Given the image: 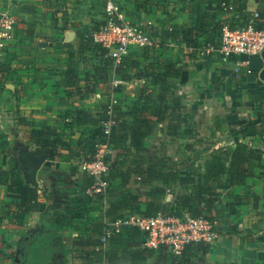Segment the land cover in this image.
Returning a JSON list of instances; mask_svg holds the SVG:
<instances>
[{"label": "crops", "instance_id": "crops-1", "mask_svg": "<svg viewBox=\"0 0 264 264\" xmlns=\"http://www.w3.org/2000/svg\"><path fill=\"white\" fill-rule=\"evenodd\" d=\"M109 1L128 22L146 25L152 44L133 46L118 63L105 54L113 61L105 80V61L92 35ZM256 11L264 17V0H0V13L17 19L0 62V264H13L23 239L43 228L68 248L50 264H264V59L251 57L252 73L245 67L237 73L244 57L206 52L220 46L225 26L246 25ZM169 63L175 70L164 74ZM163 89V103L170 106L165 113L159 104ZM112 98L119 100L117 121L131 123L136 106H147L153 119L141 147L130 140L113 146L114 167L125 172L156 161L165 173L147 182L146 173L113 172L109 194L101 198L88 192L93 179L80 163L95 151L102 124L80 121L78 113L103 122ZM154 107L162 111L160 120ZM172 110L178 117H171ZM34 126L46 130L44 143L33 137ZM238 143L254 154L245 163L249 173L232 184L231 177L241 173L229 171L228 155L226 171L212 186L213 154L233 151ZM21 146L51 155L37 175L39 207L23 214L21 188L35 185L18 161ZM185 174L196 182L181 184L178 175ZM199 182L217 195L212 208L201 210L220 223L213 245L191 243L176 256L142 245L136 229L103 238L109 219L130 210L146 214L176 207ZM73 186L68 204L57 211L50 207V197L62 199V189Z\"/></svg>", "mask_w": 264, "mask_h": 264}, {"label": "built area", "instance_id": "built-area-1", "mask_svg": "<svg viewBox=\"0 0 264 264\" xmlns=\"http://www.w3.org/2000/svg\"><path fill=\"white\" fill-rule=\"evenodd\" d=\"M258 17L259 12L256 11L247 25L225 26L220 46L216 48L210 45L206 52H218L224 57L242 56L244 58L238 61L236 72L239 73L245 67L247 73H252L251 57H263L264 52V26L257 28L255 20ZM16 26L17 19L14 16L9 12L0 13V62L1 50L14 39ZM92 39L94 44L105 49L106 55L116 63L126 57L133 46L152 44L148 27L142 23L128 22L119 6L110 1L105 5L104 20L94 30ZM122 82L115 81V84ZM118 104L117 98L110 100L106 110L107 118L102 122V138L97 143L95 151L80 163L81 170L93 179L88 192L91 195L101 194L104 198L109 194L108 177L114 166L111 160L113 144L110 135L115 124L114 113ZM219 225L217 218L205 215L192 216L161 210L155 215L147 216L128 211L105 223L103 238L109 239L120 234L124 227H137L141 233L142 245L149 248H166L173 255L180 256L191 243L213 245L220 235Z\"/></svg>", "mask_w": 264, "mask_h": 264}, {"label": "trees", "instance_id": "trees-1", "mask_svg": "<svg viewBox=\"0 0 264 264\" xmlns=\"http://www.w3.org/2000/svg\"><path fill=\"white\" fill-rule=\"evenodd\" d=\"M255 22H256L257 28L264 26V17L261 15L260 12H259V17L255 20ZM230 27H234V26L230 25ZM94 47L96 48L97 53L104 58L105 63L103 64L102 68L104 69L105 73L104 75H101V76L103 77V79L106 80L108 77V67L113 61L105 55L106 54L105 49L101 48L99 45H96V44H94ZM174 70H175V65H173L172 63H169L164 71V74H172ZM68 74L70 77L74 75V72L72 70H69ZM165 92H166V89H163V91L160 92V98H159L160 106L164 104L163 105L164 113L170 108L169 104L163 103L165 100L164 99ZM153 111L156 113L158 117L157 119L160 120L162 118V111L160 107H154ZM116 112H118V110ZM130 114L134 117V120L131 123H128L125 121H117V119H115L114 117L115 124L113 125L112 133L110 135V141L115 148L123 147L128 140H130V143L133 144L134 146L141 147L143 144V138L152 131L153 119L149 117V114L147 113V106H136L132 109V111H130ZM170 115L171 117H178L177 114L175 113V110H172L170 112ZM78 119L80 121H90L95 125H99L100 123L102 124V122L100 120L95 119L91 113H87L84 111L78 113ZM181 121H182V117L181 115H179V125ZM177 129L178 128L176 127L174 132H177ZM45 132L46 130L44 129L37 128L35 126L33 127L32 134H33V137H35L36 142H41V143L45 142V141H41ZM61 144L65 145V143H62V142ZM45 147L46 146H43L42 148H45ZM50 151H51L52 156H55L57 154L56 148L51 147ZM228 155H231L233 157L232 167L229 171L231 173H241V175H236V176L233 175L231 177L232 184L241 182L243 180L244 174L249 173V170L247 169V167H245V163H247L251 158H253L254 154L249 152L248 147L245 144L238 143L233 151H230L227 149L217 150L213 154L212 167L208 172L210 180L213 183L211 184L212 186H214L215 184L219 182L220 174L226 171V168H227L226 159ZM157 165H158V162L156 163V161H154V162L148 163L145 169L129 168L125 172L118 171V169H116V167L113 166L108 179L111 180L110 178L113 172L139 173V174L146 173L147 178L144 180L147 182H151L153 181L155 177L162 178L163 177L162 173H165L162 169H158ZM169 173H172V170ZM178 176H179L178 179L181 184H187V183H192V182L194 184V182H196V177H194L191 174L178 175ZM199 179H200V175H199ZM58 184H61V183H58ZM194 188H196V186ZM75 189H76L75 186L63 188L61 193L63 195L65 194V196H62V199L54 200L53 197H50V199L54 201L50 207L53 208L55 211H57L61 203L65 202L68 204L70 202V199H69V196L67 197V195L75 193L76 191ZM154 190H161V188L155 187ZM210 190L211 189L209 187L201 186L199 182V184L197 185V190H196L197 193L194 191L195 193L190 192L186 195L181 196L177 201L176 207H172L170 209L161 208V209L152 211L150 213H146L144 215H147V216L155 215L157 212L161 210L175 213V214H183L184 212L189 211L191 212L190 214L192 216L203 215L201 210L212 208L215 201L217 200V195L211 193ZM19 196L21 198V201L19 203V209L21 210L22 214L35 210L39 207V202H38L39 188L38 187L31 186L28 184L23 185L21 188V192L19 193ZM99 197L102 198L103 196L101 195ZM195 201L198 202L197 207H194L193 205ZM130 211L141 213L135 210H130ZM123 214H120L116 217H119ZM126 229H136L139 232V236L141 235L140 230L137 227H124L120 234L115 235L112 238L122 235ZM20 246H21V253L18 256V259L15 260L13 264H50L54 256L58 252L68 250V248L63 243L55 239V235L53 233H49V231H47L45 228L33 234L27 235V237L23 239V241L21 242Z\"/></svg>", "mask_w": 264, "mask_h": 264}, {"label": "water", "instance_id": "water-1", "mask_svg": "<svg viewBox=\"0 0 264 264\" xmlns=\"http://www.w3.org/2000/svg\"><path fill=\"white\" fill-rule=\"evenodd\" d=\"M264 59V52H263ZM261 79L264 80V68L260 72ZM48 151L41 154H36L30 151L29 146H21L18 151V161L20 166L24 169L28 181L37 186L38 185V171L41 169L43 163L50 157Z\"/></svg>", "mask_w": 264, "mask_h": 264}]
</instances>
